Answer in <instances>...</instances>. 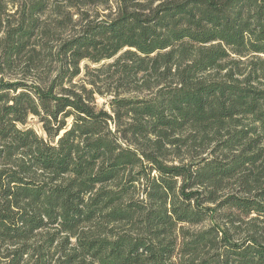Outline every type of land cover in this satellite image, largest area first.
I'll use <instances>...</instances> for the list:
<instances>
[{
  "label": "trees",
  "instance_id": "trees-1",
  "mask_svg": "<svg viewBox=\"0 0 264 264\" xmlns=\"http://www.w3.org/2000/svg\"><path fill=\"white\" fill-rule=\"evenodd\" d=\"M53 1L0 0L6 264H264V0H119L55 52Z\"/></svg>",
  "mask_w": 264,
  "mask_h": 264
},
{
  "label": "rangeland",
  "instance_id": "rangeland-1",
  "mask_svg": "<svg viewBox=\"0 0 264 264\" xmlns=\"http://www.w3.org/2000/svg\"><path fill=\"white\" fill-rule=\"evenodd\" d=\"M58 5L59 7L57 9L60 10V12H55L53 10H48V12H46L42 18L43 20H45V25L46 28L50 30V34L48 38H43V40L45 42H47V44H49L48 46H52V48H50V50L52 51H56L57 50V38L61 39V38H66L67 36H69L71 33H73L74 31H76L80 26H82L83 24H85V22H89V21H94V20H100L101 18H111L112 16H114V10H116L117 8V3H119V0H74V3L72 4H68L66 3V1L64 0H55L53 1V4ZM142 5H144L145 7L147 6V4H150V2L148 1H144L143 3H141ZM156 3H153V6ZM62 11L64 12V15H68L69 18L71 19V21H65L66 24L64 25V28H59L57 25L55 26L54 21L58 20V21H62V24H64V15L62 14ZM54 20V21H53ZM72 26H74V29L72 28ZM53 39V41H48ZM49 50V48L47 49ZM237 58V56L235 57ZM58 64H60V62L55 61V62H49L46 65H44L41 68V72L42 75L43 74H50L51 76H54V70L55 72L58 69ZM84 64H86V62H82L80 64L81 69L84 66ZM89 64V63H88ZM91 68H90V72L93 73V78L97 79V80H103V75L99 76L100 73H98L95 70H92L94 67H96V65L94 64H90ZM37 73V72H36ZM36 73L35 76L31 75L29 77L26 76H22V74L20 73L19 69H16L12 72H9L8 74L10 75L9 79L15 80V79H20L23 80V78H25L28 81H34V79H36ZM90 75V74H89ZM90 77V76H89ZM47 78V77H45ZM88 78L84 77L83 74L81 73L80 75L76 76L73 79V82H78V84L83 80H85V83ZM100 83V82H99ZM102 88H105L104 86H102ZM110 98L109 95H105V96H99L96 95L95 97V101L97 102V105L99 108H108V99ZM28 126H32L37 132L42 133L40 130V124L37 122V119H30ZM168 158H172V157H168ZM224 223V222H223ZM221 222V224H223ZM246 227L244 224L241 225V231L245 230ZM45 231V230H44ZM46 232V231H45ZM61 238L58 239V244L60 242H64L62 245V248L64 246L68 247L69 251H70V247L73 246L75 244V237H71L68 233L63 232L61 234ZM69 243V244H68ZM39 244V241H37L36 243L32 244L37 245ZM56 245V243H54L51 248H53ZM13 246H8V247H3L2 249H0V264H6L7 262L12 260V255L10 250H12ZM42 255H38L36 253V251H33L32 253L26 254L24 255L23 259L18 262V264H35V261L40 260ZM64 254L61 252L60 248H54L51 249L50 254L48 256V264H62L60 263L62 261V259H64ZM76 264H84L83 261H77Z\"/></svg>",
  "mask_w": 264,
  "mask_h": 264
}]
</instances>
